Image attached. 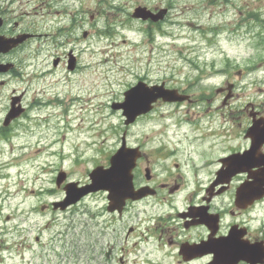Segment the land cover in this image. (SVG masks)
Returning a JSON list of instances; mask_svg holds the SVG:
<instances>
[{
	"label": "rangeland",
	"instance_id": "obj_1",
	"mask_svg": "<svg viewBox=\"0 0 264 264\" xmlns=\"http://www.w3.org/2000/svg\"><path fill=\"white\" fill-rule=\"evenodd\" d=\"M148 1L151 4L162 2L12 1L16 10L19 9L17 20L21 28L46 31L50 35L45 40L47 43L12 54L16 59L25 58L27 71L23 80H9L5 86L0 85V125L13 86L18 90L17 94L24 91L22 104L27 110L14 122L12 130L9 129L13 137L8 142L6 136L0 137L1 215L10 214L7 226H11V234L7 231L5 236H16L20 249L15 256L6 257L4 264H107L99 255L106 249L105 241L96 245L97 256L92 255L89 243L90 225L94 222L91 212L103 204L100 195L87 196L64 212H52L47 207L41 212L37 205L60 199L61 188H56L54 182L59 170L66 172L68 180L85 182L88 171L96 164H104L108 154L119 147L125 131L128 145L140 144L146 153H152L146 162L149 166L159 163V160H153L154 150L159 145L186 146L190 139L200 137L203 144H200L199 157L191 151L190 155L173 154L171 160L176 157L177 162L186 165L197 160L202 181L211 177L210 169L200 172V165L208 160L207 154L213 156L217 147L221 148L222 138L230 137L231 124L237 123V119L232 120L230 116L237 113H228V108L220 105L218 94H209L226 78L231 79L229 74L234 68H244L258 54L237 45L232 39L231 28L238 13L224 1L170 0L171 24L165 30L168 33L151 29L147 35L143 31L145 24L133 21L128 13L133 11L135 4ZM234 2L239 8L245 0ZM255 2L264 5V0H247V10L258 9L253 5ZM5 3L0 0L2 7ZM56 9H67L74 12L75 17L65 12L47 18L48 13ZM108 22L110 33H101L107 30ZM216 28L219 29L214 31ZM56 35L59 40L68 42L55 47L50 41L54 42ZM48 45L52 46L48 48ZM70 47L79 53L77 69L69 72L60 65L54 73H45L41 77L37 74L42 66L46 68L44 58L57 54L64 61ZM227 59L229 72L226 75L214 73L218 69H227ZM30 70L35 71L34 75L29 73ZM252 76L236 77V93L242 104L251 100L264 107V73ZM141 78L150 83L165 81L185 90L191 94L192 101L161 103L149 115L125 126L121 111L110 105L113 101H122L123 91ZM237 118L241 120V117ZM196 126L199 129H193ZM14 131L16 135H13ZM236 142H242V139L237 137ZM141 166L143 168L145 163ZM163 176L161 170L158 178ZM174 179L172 176V181L169 178L166 181L172 183ZM40 187L44 188L41 194L30 193ZM136 209L140 210L141 206L138 204ZM260 214L262 212L257 216ZM136 215L135 212L134 219ZM15 226L17 231H13ZM33 236H42L40 239L44 242L55 236L53 250L57 252L54 254L50 248H44V257L40 256V247L33 242ZM61 236L62 241H57ZM144 243L152 247L147 250L150 259L159 261L162 258V253L155 250L153 240L138 243L137 239L124 255V264H154L143 260L140 248ZM164 259L167 264L168 259ZM205 262L204 258L200 260V264Z\"/></svg>",
	"mask_w": 264,
	"mask_h": 264
},
{
	"label": "flooded vegetation",
	"instance_id": "obj_2",
	"mask_svg": "<svg viewBox=\"0 0 264 264\" xmlns=\"http://www.w3.org/2000/svg\"><path fill=\"white\" fill-rule=\"evenodd\" d=\"M253 5L260 6L259 3ZM239 23L246 32L255 37L256 42H263L264 11L261 8L245 10L244 19ZM246 46L254 48L253 41L246 42ZM260 73H264V58L261 57L244 68H234L229 74V89L220 87L216 90L220 105L228 108V113H237L230 116L232 120L237 119V123L231 124L230 137L222 138L219 142L222 143L221 148L217 147L218 150L213 156L212 153L207 154L208 160L204 161L202 167L210 169L211 177L206 182L202 181L193 165H186L179 160L177 162L176 157L171 160L175 156L173 154L190 155L191 151L199 157L200 144L203 142L200 143V137H196L190 139L186 146L171 147L164 144L155 148L153 160H159V169L156 168L157 164L155 167L146 163L152 153H143L133 169V182L135 188H148V193L140 199L126 201L121 211H108L106 191L95 192L100 194L103 204L91 213V218H94L91 232L94 252L97 241L104 239L109 258H117L118 262L123 263L125 252L127 253L128 248L137 239L138 243L153 240L155 250L162 253L159 261L154 260L156 264H165L164 258L168 259L167 264H200L203 258L207 264L214 254L228 253L229 240L224 237L231 236L232 246L236 242L239 247H243L240 243H244L245 247H256L263 254L264 261V193L256 197L248 187L242 188L246 181H250L246 171L234 173L229 177H219L225 167L223 159L231 154L243 153L250 149L251 145H257L254 154L258 157L260 168L264 167V107L261 103L251 100L242 104L240 96L236 93V77H257ZM191 100L189 97L187 102ZM238 100V106L234 109ZM237 117H241V120ZM237 137H240L242 142H236ZM142 163H145L143 168ZM255 169L254 167L251 170ZM159 170L164 172L163 178H158ZM172 176L175 177L173 182H167V178L172 181ZM193 176L199 178L198 184H195ZM138 204L141 209L136 211ZM135 212L137 218L134 219ZM258 212L262 214L257 216ZM135 237L128 246V240ZM207 238L213 239V251L200 255V250L192 246ZM150 248L152 247L147 243L140 248L145 260L149 259L147 250ZM116 250L119 251L118 255ZM6 254H11L9 236H0V264L5 263L3 257ZM235 264L249 263L239 260Z\"/></svg>",
	"mask_w": 264,
	"mask_h": 264
},
{
	"label": "water",
	"instance_id": "obj_3",
	"mask_svg": "<svg viewBox=\"0 0 264 264\" xmlns=\"http://www.w3.org/2000/svg\"><path fill=\"white\" fill-rule=\"evenodd\" d=\"M133 15L138 17L142 14L140 13L139 9H136ZM124 96L125 98L123 102L113 103L111 106L112 108H122V113L126 117L124 121L125 124L134 121L136 116L149 111L152 107V102L158 97H162L167 101L182 100L184 97L179 95L176 89H165L163 85L146 87L142 82H138L135 87L125 91ZM18 112L19 111H17L16 114H18ZM124 143L125 142L123 138L121 147L110 159L111 165L109 168L102 169L101 167H97L90 174L92 180L91 184L82 186L80 188H76V183L66 185L65 199L60 204L55 203L54 206H60L61 209H64L67 204L75 202L85 193L100 188L109 190V198L113 203H116L114 206L119 205L120 207L126 197H138V191L134 192L132 189L130 171L133 168L135 159L139 154L137 152V148H126ZM256 146L257 145H253L252 148L247 151L245 157H239V155L236 157L235 155H231L223 159V162L226 165V169L223 171H231V173L236 172V170L239 168L237 164L240 165V162H245V164H247L246 167L254 166L253 160L256 161V156L252 154V152ZM256 164L259 163L256 162ZM251 176L253 180L248 184H245L243 188L245 189L248 187V189H250V191L255 196L260 197L264 193V169L252 174ZM63 178L64 174L59 173L57 176V184H59ZM208 244L209 241H204L200 244V254L206 253L207 251H213V246L209 247ZM240 244L243 247H239L236 242L232 246L231 241H229L228 254L214 255L213 259L208 264H234L239 259H245L251 263L261 261V252L259 249L249 245L245 247L244 243ZM237 247H239V250Z\"/></svg>",
	"mask_w": 264,
	"mask_h": 264
},
{
	"label": "bare ground",
	"instance_id": "obj_4",
	"mask_svg": "<svg viewBox=\"0 0 264 264\" xmlns=\"http://www.w3.org/2000/svg\"><path fill=\"white\" fill-rule=\"evenodd\" d=\"M70 4V3H69ZM72 4V3H71ZM70 7V6H69ZM74 97V96H73Z\"/></svg>",
	"mask_w": 264,
	"mask_h": 264
}]
</instances>
